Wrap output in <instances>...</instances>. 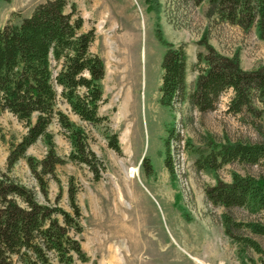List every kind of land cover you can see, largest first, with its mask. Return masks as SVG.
I'll list each match as a JSON object with an SVG mask.
<instances>
[{"label": "rangeland", "instance_id": "1", "mask_svg": "<svg viewBox=\"0 0 264 264\" xmlns=\"http://www.w3.org/2000/svg\"><path fill=\"white\" fill-rule=\"evenodd\" d=\"M76 1L77 13L83 19L81 32L94 31L90 52L104 64V102L98 115L106 120L95 126L82 122L59 95L56 110L84 131L89 148L103 162L100 178L95 180L85 165L69 160L72 147L55 119L48 131L56 154L64 162L56 166L54 174H42L37 164L47 151L41 140L7 171V156L26 129L10 113L0 112V173L32 191L39 204L68 213L80 227L79 232L68 230V236L79 242L83 258L72 252L62 258L44 251L48 263L62 264L61 259L70 256V264H258L264 258V237L246 229L236 233L257 242L261 255L231 242L223 229L222 214L226 210L209 204L203 192L217 180L229 183L234 173L264 177V157L256 165L234 162L215 173L198 172L192 150L204 149L209 142L264 146V113L259 118L227 113L232 90L221 95L212 112L199 113L187 99L172 109L161 106L159 87L165 48L157 32L166 42L185 46L186 98L197 76L193 69L196 54H204L206 46L227 57L237 55L240 68L251 71L264 67V41L258 39L255 28L245 31L209 15L206 0L198 5L192 0ZM20 19L21 14L15 13L10 20L18 23ZM52 68L53 72L57 70L53 63ZM55 89L59 94L61 89ZM255 106L261 107L258 103ZM169 129L184 140L182 148L180 141L170 138L169 149L170 157L176 160L183 154L188 190L163 163ZM108 132L118 136L120 154L107 146ZM143 157L153 168L150 176L140 166ZM27 158L34 159L35 172ZM133 169L137 173L130 172ZM69 191L75 193L78 219L69 202ZM229 213L235 222L264 221V212L254 216L233 208ZM52 218L63 225L61 215ZM109 247L115 259L107 256ZM12 260L20 264L16 256Z\"/></svg>", "mask_w": 264, "mask_h": 264}, {"label": "trees", "instance_id": "2", "mask_svg": "<svg viewBox=\"0 0 264 264\" xmlns=\"http://www.w3.org/2000/svg\"><path fill=\"white\" fill-rule=\"evenodd\" d=\"M203 1L192 0L197 5ZM206 1L209 15H216L220 21L245 31L255 28L258 39L264 41V0ZM82 26L83 19L74 4L68 0H45L36 5L28 17L21 18L18 23L8 21L0 27V112L10 113L26 129L7 156V171L25 157L29 147L41 140L47 151L37 164L42 174H54L56 166L64 162L56 154L53 137L48 131L55 119L72 147L69 160L85 165L95 180L100 178L103 162L89 148L84 131L56 110L59 95L82 122L95 126L106 120L98 115L99 105L104 102L101 86L104 64L90 52L94 31L81 32ZM157 39L165 48L159 87L161 106L172 109L187 99L189 106L199 113L212 112L221 95L232 90L227 113L233 116L245 113L256 118L264 113V67L242 70L237 55L227 57L206 46L204 54H196L193 69L197 76L186 98L185 46L166 42L159 32ZM52 63L57 69L55 72ZM56 86L61 89L59 94ZM255 103L261 107L257 108ZM167 132L163 163L172 174L169 139H180L171 129ZM106 140L111 150L121 153L115 133L108 132ZM192 153L196 171L215 173L234 162L258 164L264 157V146L209 142L206 148H194ZM33 162L34 159L27 158L29 168L35 172ZM140 166L146 176L153 173L146 157L141 159ZM203 193L209 204L226 210L222 214L224 235L233 243L263 254L257 242L236 233L246 229L264 237V221L235 222L229 211L240 208L254 216L264 212V177L234 173L229 183L217 180ZM68 198L78 219L75 193L69 191ZM57 214L61 215L63 225L52 218ZM70 229L80 231L78 223L73 222L68 213L39 204L32 191L0 173V264H13V256L20 264H49L44 251H52L62 258L65 253L72 252L83 258L79 242L68 236ZM71 261L69 256L60 262L70 264ZM258 264H264V258Z\"/></svg>", "mask_w": 264, "mask_h": 264}, {"label": "crops", "instance_id": "3", "mask_svg": "<svg viewBox=\"0 0 264 264\" xmlns=\"http://www.w3.org/2000/svg\"><path fill=\"white\" fill-rule=\"evenodd\" d=\"M44 1L45 0H0V27L4 26L8 21H11V16L15 13L21 14V18L28 17L34 7ZM71 3L78 7L76 0H71ZM13 22L15 23V21Z\"/></svg>", "mask_w": 264, "mask_h": 264}, {"label": "built area", "instance_id": "4", "mask_svg": "<svg viewBox=\"0 0 264 264\" xmlns=\"http://www.w3.org/2000/svg\"><path fill=\"white\" fill-rule=\"evenodd\" d=\"M182 148H184V140H181ZM177 156V160L174 156L171 157L172 159V171L174 176H176L179 184H181V187L185 186L188 190L189 181L186 177V167L184 166V159L183 154L181 157ZM187 197L190 199V191L187 192Z\"/></svg>", "mask_w": 264, "mask_h": 264}, {"label": "bare ground", "instance_id": "5", "mask_svg": "<svg viewBox=\"0 0 264 264\" xmlns=\"http://www.w3.org/2000/svg\"><path fill=\"white\" fill-rule=\"evenodd\" d=\"M130 172H133V173H137V170L136 169H133V170H131ZM113 252H112V249H111V247H109L108 248V250H107V256L110 258V259H113L114 257L112 256L113 254H112ZM115 259V258H114ZM115 264V263H114Z\"/></svg>", "mask_w": 264, "mask_h": 264}]
</instances>
